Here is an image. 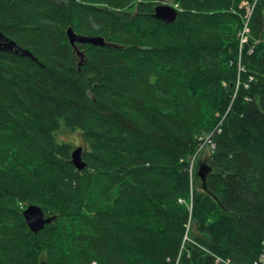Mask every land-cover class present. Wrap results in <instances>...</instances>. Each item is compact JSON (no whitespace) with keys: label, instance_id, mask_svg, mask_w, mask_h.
Listing matches in <instances>:
<instances>
[{"label":"trees","instance_id":"1","mask_svg":"<svg viewBox=\"0 0 264 264\" xmlns=\"http://www.w3.org/2000/svg\"><path fill=\"white\" fill-rule=\"evenodd\" d=\"M164 1L0 0V30L38 59L0 50V264L259 257L264 0H172V24L154 16ZM69 28L107 45L77 44L81 62ZM62 127L81 133L82 170ZM208 136L202 180L190 166ZM31 204L55 217L38 233Z\"/></svg>","mask_w":264,"mask_h":264},{"label":"water","instance_id":"2","mask_svg":"<svg viewBox=\"0 0 264 264\" xmlns=\"http://www.w3.org/2000/svg\"><path fill=\"white\" fill-rule=\"evenodd\" d=\"M178 15V9L169 4L160 3L155 7L154 16L156 19L163 21L166 24H172ZM69 41L71 45L77 49L78 56L81 62L84 61L85 55L82 50H80L77 44H92L95 46H105L107 45L106 40L102 36H87L80 35L77 32L73 31L71 28L67 31ZM0 50L6 52H14L19 53L21 56H27L31 59L38 61L37 57L33 55V53L26 48H20L14 40L9 39L0 31ZM83 147H77L72 151V164L78 169L82 170L86 167V162L83 159ZM211 170V167L208 163L202 164L198 169V176L204 180L207 172ZM23 216L25 221L30 228V230L34 233H38L43 230L47 224L51 223L55 217L54 216H46L44 211L39 205L31 204L24 211ZM40 264H49L47 261H42Z\"/></svg>","mask_w":264,"mask_h":264},{"label":"bare ground","instance_id":"3","mask_svg":"<svg viewBox=\"0 0 264 264\" xmlns=\"http://www.w3.org/2000/svg\"><path fill=\"white\" fill-rule=\"evenodd\" d=\"M164 4H166V3H164ZM170 5V4H169ZM72 29V28H71ZM73 30V29H72ZM246 30H250V28H249V19H246L245 21H244V27H243V29H242V33H241V39H240V48L242 49V47L247 43V41L248 40H243L242 38H243V35H244V33H245V31ZM1 31V30H0ZM68 31V30H67ZM74 31V30H73ZM2 32V31H1ZM3 33V32H2ZM4 34V33H3ZM5 35V34H4ZM68 35V34H67ZM81 35V34H80ZM6 37H8L7 35H5ZM9 39H11L10 37H8ZM11 40H14V39H11ZM15 41V40H14ZM16 42V41H15ZM18 45V44H17ZM20 47V46H19ZM21 48V47H20ZM240 55H241V53H240ZM240 59H241V57H240ZM239 67H241L242 68V66H241V64H240V62H239ZM246 80V79H245ZM248 80V79H247ZM241 83V78H240V73H239V75H238V80H237V84L239 85ZM244 86V85H243ZM236 98V97H235ZM223 121V120H222ZM223 124V123H222ZM205 148H209L210 150H212V149H214L215 148V142H214V140H213V138L212 137H210V136H208V137H201L200 138V148H198L199 149V151H202V150H204ZM198 153V152H197ZM199 155V154H198ZM210 158V157H209ZM196 159V155H195V158L193 159V161H192V164H191V169H190V174H191V176H193V174H194V170H196L195 169V167H194V160ZM195 163H197V162H195ZM197 167V166H196ZM190 183V182H189ZM193 185V184H192ZM190 186V185H189ZM192 187H194V186H192ZM192 187H191V190H192ZM194 189V188H193ZM194 191V190H193ZM192 191V192H193ZM191 195H193V194H191ZM191 198H193V197H191ZM190 198V199H191ZM192 219V218H191ZM187 229H189V228H187ZM189 234V233H188ZM187 234V235H188ZM190 235V234H189ZM183 249V248H182ZM183 251V250H182ZM183 253V252H182ZM219 256V255H218ZM220 259V258H219ZM180 260V259H179ZM221 260V259H220ZM227 260V259H226ZM222 262H224L225 264H238V263H232V261L231 262H229V261H225V260H221ZM49 262V261H48ZM264 262V240H263V243H262V251H261V253H260V255H259V257L257 258V259H255L254 261H253V263L252 264H262Z\"/></svg>","mask_w":264,"mask_h":264},{"label":"rangeland","instance_id":"4","mask_svg":"<svg viewBox=\"0 0 264 264\" xmlns=\"http://www.w3.org/2000/svg\"><path fill=\"white\" fill-rule=\"evenodd\" d=\"M162 3H166V4H170V5L174 6V4L172 3V0H169V1L166 0ZM56 137L59 141L71 142L74 145V149L77 147H80V146L81 147L84 146V142H83V138L81 136V133L77 132V131H75V132L69 131L65 127H62L58 132H56ZM210 153H211L210 149L205 148L203 151H201L199 153V155H197L196 161H195V162H197V163H195V166H197L196 170L199 169L200 165L208 163L207 157L210 155Z\"/></svg>","mask_w":264,"mask_h":264},{"label":"built area","instance_id":"5","mask_svg":"<svg viewBox=\"0 0 264 264\" xmlns=\"http://www.w3.org/2000/svg\"><path fill=\"white\" fill-rule=\"evenodd\" d=\"M247 10H248V19H249V16L251 15L252 12V7L248 3H247ZM248 34H249V30H246L242 39L248 40ZM262 264H264V262Z\"/></svg>","mask_w":264,"mask_h":264}]
</instances>
